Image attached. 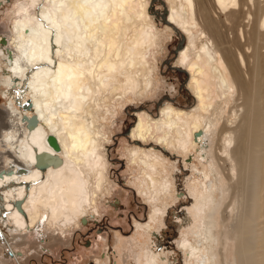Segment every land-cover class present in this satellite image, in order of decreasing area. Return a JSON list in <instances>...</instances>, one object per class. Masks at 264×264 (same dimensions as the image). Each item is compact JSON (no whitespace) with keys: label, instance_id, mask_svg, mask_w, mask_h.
Masks as SVG:
<instances>
[{"label":"bare ground","instance_id":"1","mask_svg":"<svg viewBox=\"0 0 264 264\" xmlns=\"http://www.w3.org/2000/svg\"><path fill=\"white\" fill-rule=\"evenodd\" d=\"M153 3L164 12V29L151 16V9L159 12ZM167 33L186 39L176 63L189 75L195 106L185 111L168 104L158 118L143 107L134 109L137 124L131 137L122 140V156L129 167L144 174L140 185L150 192L145 194L152 206L148 220L136 219L135 236L148 235L163 216V206L174 200L173 183L162 174L170 163L161 155L165 145L186 161L195 158L201 169H194L204 175L201 182L189 184L195 203L184 225L192 222L196 237L183 232L186 262L216 264L220 259V264H227L226 250L235 240L231 263H252L255 248L247 236L252 223L264 218V150L259 161L255 136L263 132L259 100L264 98V0H20L9 33L0 37V58L10 86H19V101L30 102L26 113L33 117L27 119L37 122L29 123L24 137L19 125L5 136L14 161L7 173L0 171V210L8 217L7 222L0 219V264L30 263V257L18 251L24 232L37 228L48 238L54 232L49 225H81L88 213L83 205L99 213L93 208L94 198L101 189L112 192L106 186L113 164L107 144L112 140L107 125L100 123L97 104H108L110 110L113 97L126 99L130 93L143 99L153 92L157 54ZM223 46H232L234 64L220 50ZM233 86L238 95L232 102ZM48 153L60 157L61 163L41 170L38 157ZM255 162L261 165L260 178L251 173ZM214 175L222 185L220 199ZM253 176L261 180L259 193L252 190ZM11 184L15 187L6 190ZM119 237L126 253L135 254V237ZM215 237L222 245L217 257L208 247ZM32 243L36 244L33 238ZM141 248L145 252L135 256L136 264H163L155 251Z\"/></svg>","mask_w":264,"mask_h":264},{"label":"rangeland","instance_id":"2","mask_svg":"<svg viewBox=\"0 0 264 264\" xmlns=\"http://www.w3.org/2000/svg\"><path fill=\"white\" fill-rule=\"evenodd\" d=\"M19 1L20 0H0V37L3 39H5V36L10 31L12 12ZM152 7L154 10H160V6L155 3H153ZM149 8L151 9V4ZM151 14L152 18L154 17L155 21L159 23L156 24L154 22L156 25H159V27H157L159 29H164L166 22L163 23L161 20L163 19L164 12L159 11L154 14L151 9ZM246 21L248 22V20H245V22ZM248 29L250 30V27ZM170 34L171 33H167L164 36L162 49H160L157 54V57L160 58V63L157 71L158 76L155 77V81L158 83H156L152 93H149L148 96H145L143 99L141 96L133 97L130 93H127L126 99H122L121 96L113 97L110 99V110L107 108L108 104H97L96 110L101 118L100 123L107 125L109 139L112 140V142L107 143L109 144V159L113 165L110 167V186H106L112 189V192L108 193L105 189H101V193H99V191L97 192V197L94 198L96 202L93 204V208L97 209L99 213L91 211L92 209L90 210L88 205H83V209L88 211V218H83L84 220L81 221V225L79 223L78 227L75 226L74 223L65 225V227H63V225H59V227L49 225V231L53 229L54 232L48 235V238L43 235V230H39L38 232L37 228L24 232L22 235L24 240L23 245L19 246L18 251L21 254L23 252V254L29 256L30 259L32 257L37 258L31 260L30 264H95L94 259L99 260V264H123V262L125 264H136L134 258L135 256L138 257L144 254L145 251L141 248L144 246H148L149 250L159 254L160 257H162L161 259H163L160 260L163 264H190L186 262V252L184 253L182 250L181 243L184 239L183 232L188 231L192 234V237H196L195 232L192 231V222H187V224L184 225V221L189 219V209H192L195 203V199L189 189V184L198 179L197 183L201 182L204 178V175L199 170L194 169V166L201 169L199 163L191 156V158L189 157L186 161V158L182 156V154L173 151L171 148L169 149L165 145L161 146V155L170 161L166 170L164 169L162 171V174L168 175L173 183L174 200L169 199L163 206V216L159 218L158 225L152 228L148 235L135 236L136 219L145 216L148 220L151 213L152 206L145 194V192H150L140 185V180L144 177L142 171L129 167L126 162V157L122 156V153L125 151L124 148H126V143L122 142V140L131 137L130 129L137 124L136 119H134L135 108L141 109L143 107V110L156 116V114L160 112L162 105L167 101L178 104L186 109H191V107L195 105L191 93L186 89L188 78L183 77L181 73L172 68L176 61V59H174V62L172 61L175 55V46L183 36L180 33ZM169 35L170 37L168 38ZM183 39L182 45L184 46L186 39ZM237 47L241 49L240 43ZM229 48H232V46H223L220 47V50L222 53L227 54L230 62L234 64L236 58L234 53L229 51ZM1 54H3V52L0 49V55ZM3 64L0 58V137L2 136L0 138V171L3 170V172L7 173L12 167L11 162L14 161V150L10 149L5 142V136L6 133H8L7 130L19 125L22 137H24L28 132L29 123L31 125V122H29L27 118L33 117V114L26 113V110L29 109V106H23L26 99L19 101L20 98L17 95L19 86H10L11 82L4 74L6 68L5 64ZM226 73L229 79H231L230 72L226 71ZM233 87L234 90L233 88L231 89V93H233L232 102L238 95L236 87ZM106 95L108 96V94ZM259 104L262 115L259 130L263 132L258 135L255 134V136L258 141L257 145L260 146L258 151H261L258 153L256 159L260 157V161L264 150V98H260ZM99 107H101V109H99ZM108 111L112 112V114ZM115 111H117L116 116L114 115ZM102 115H105V119L101 117ZM112 116L115 117L110 119ZM219 124L222 126V123L217 124L220 129L221 127H219ZM202 136L197 135L198 138ZM147 144L152 145L149 142ZM150 147L154 150L152 146ZM254 164L256 165L251 173L255 172L257 177L260 178V173L262 174L261 165L259 162H255ZM232 165H234L233 162L229 163V166L232 167ZM25 167L28 168V166ZM257 177L253 176L251 181L252 190L255 189V193H259V186L261 184V180ZM212 180L218 185L216 191L217 198L220 199L222 197V185L218 181V175H214ZM14 187L15 186L11 184L5 189L10 190ZM89 190L87 203L90 204V199L93 197H91L92 189ZM150 190L153 192L152 188ZM25 191L28 192L27 189H25ZM1 197L2 195L0 193V198ZM109 203L119 205V211L114 205L109 206ZM221 207L222 206H220V208ZM231 208L232 207L229 208L228 212L231 211ZM1 212L0 219L3 220V222H7V215L4 214V211ZM41 221L42 220H40V222ZM182 225L184 226L182 227ZM227 227L234 231L230 223L227 224ZM77 230L78 232H76ZM55 233H57V235H55ZM124 234L129 238L135 237L136 239V247L133 248L135 254L132 252L130 253L133 258L129 257L130 254L128 255L126 253L123 244L119 241V236H125ZM25 235L27 236L26 238H24ZM64 236H66V238H64ZM71 237L72 239L69 241ZM247 237L250 245L255 248L253 252L254 260L251 264H255L256 261L258 264L261 262L264 263V218L261 223H252ZM32 238L36 241L35 245L32 243ZM213 239L214 241L209 243L208 247L209 251L216 255V253L218 254L220 252L222 245H220V238L215 237ZM0 240V244L3 245V239ZM12 240L13 239H10V241ZM68 241L69 243H66ZM14 243L13 240V244ZM146 243H148V245ZM236 251L237 243L235 240H231L226 250L225 260L229 259L227 264H232L230 259ZM1 253H5L6 255L8 251L3 249ZM39 256L40 259L38 258ZM6 258L11 259L7 256ZM237 259L239 262V257H237ZM216 261V264H220L218 262L220 259Z\"/></svg>","mask_w":264,"mask_h":264},{"label":"water","instance_id":"3","mask_svg":"<svg viewBox=\"0 0 264 264\" xmlns=\"http://www.w3.org/2000/svg\"><path fill=\"white\" fill-rule=\"evenodd\" d=\"M182 40H183V38L181 37V40L178 41L177 44H176V46H175V51H177L181 47V44L183 42ZM29 105H30V102L29 101H25L23 103V106H29ZM29 121L31 122V124H35L37 122V120L35 118H31ZM49 141L55 147L57 146L56 145V141H55V139H54L53 136L49 137ZM38 159L39 160H38V163H37V167H39L41 170H44L49 165L57 166V165H59L61 163V158L60 157L53 156L50 153H48V156H46V155H44V156L40 155L38 157ZM44 161H46V162H44Z\"/></svg>","mask_w":264,"mask_h":264},{"label":"flooded vegetation","instance_id":"4","mask_svg":"<svg viewBox=\"0 0 264 264\" xmlns=\"http://www.w3.org/2000/svg\"><path fill=\"white\" fill-rule=\"evenodd\" d=\"M160 11H162V9H160ZM184 41V40H183ZM186 45V43L184 44V46ZM182 50V49H181ZM178 50L177 51H174V57H173V59H172V61L174 62V59H177V57H178ZM176 57V58H175ZM173 64V63H172ZM174 70H176L177 72H179V73H181L182 74V76L183 77H186V78H188V81H187V90H188V87H189V75L188 74H186L183 70H181L180 68H178V66H177V63H176V61L174 62V64H173V67H172ZM175 68H177V69H175ZM189 91V90H188ZM195 101V100H194ZM172 105L173 107H175V109H177V110H185V111H190L191 109H193V107L195 106H193V107H191V109H186V108H183L182 106H180V105H178V104H173L172 102H170V101H167V102H165L163 105H162V107H161V109L165 106V105ZM161 111V110H160ZM148 114H150L148 111H146ZM151 115V114H150ZM153 118H158L159 117V113L158 114H156V116H153V115H151ZM134 119H136V117L134 118ZM135 126V125H134ZM133 126V127H134ZM132 127V128H133ZM131 128V129H132ZM131 129H130V131H131ZM148 146H150V145H148ZM112 205H114L115 207H116V209H118V211H119V209H120V207H119V205H116V204H111V203H109V206H112ZM20 206H21V204H20ZM138 220H141V221H146V218H145V216H141V217H139V218H137ZM76 232H78V230L76 231ZM125 236H126V234H124ZM71 239H72V237L69 239V241H71ZM69 241L68 242H66V243H69ZM39 259H40V256L38 257ZM35 259H37V258H35ZM31 260H33V258H31L30 259V261ZM30 264V263H29Z\"/></svg>","mask_w":264,"mask_h":264}]
</instances>
